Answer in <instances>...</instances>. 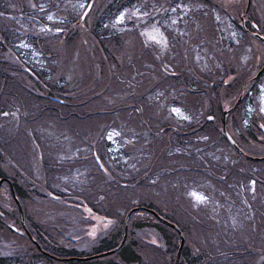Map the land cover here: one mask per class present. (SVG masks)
Listing matches in <instances>:
<instances>
[{
  "label": "trees",
  "instance_id": "1",
  "mask_svg": "<svg viewBox=\"0 0 264 264\" xmlns=\"http://www.w3.org/2000/svg\"><path fill=\"white\" fill-rule=\"evenodd\" d=\"M74 1L0 0V126L9 124L16 135V148L24 149L21 141L29 131L36 147L45 150L41 156L46 161L47 181L59 183L61 189H72L77 181L69 175L87 169L84 181L89 191L110 188L105 193L117 196L131 191L128 196L136 202L126 210L152 219L133 221L132 225L158 227L165 237L170 232L174 248H178L182 236L184 243L192 246L194 264L201 261V254L205 264H258L257 251L264 254V127L260 125H264V118L254 110L247 124L242 120L244 103L253 99L254 82L264 74V58L257 74L249 77L235 65L250 39L260 42L264 50L255 35L264 37L260 20L249 7L245 11L244 6L237 20L232 6L223 7L220 14L239 30L235 42L224 31L225 25L213 19L212 9L220 5L190 0L201 7L183 18L176 12L180 19L174 24L187 27L188 37L174 35L161 53L159 46L144 43L140 28L135 26V22L153 21L159 13L149 12L150 20H145L148 16H134L127 30L109 27L123 8L140 13L142 1L151 5L154 0H102L103 9L93 10L90 19L82 23L81 15L74 16L78 12ZM176 1L180 0L167 2ZM27 6L36 15L29 17ZM46 24L57 26L59 31L45 29ZM21 41L30 45L26 57L17 48ZM86 44L93 46V59L89 60ZM194 47L199 52L205 49L203 64L195 61ZM8 49L14 58L12 68L11 62L5 66L3 58L9 54ZM33 49H38L40 57L32 55ZM221 68L225 76L221 82L213 80L210 76H221ZM175 96L184 104L171 100ZM171 103L198 118L215 109L217 125L211 124L214 115L209 120H179L169 111ZM23 106L36 115L35 127L21 126L25 120ZM223 107H227L228 117L235 114L239 118V127L232 129L233 133L227 129V118L224 123L236 146L222 133ZM44 123L45 136L41 140L39 130ZM109 127L123 129L132 139V145L124 147V161L122 157L113 159L117 156L108 149L110 142L104 134ZM5 147L0 138V166L9 167L5 157H10H1ZM77 151L78 157L73 159ZM191 187L208 192L211 203L195 208L186 197ZM47 188L55 191L48 183ZM110 213L119 215L112 210ZM133 252L126 245L121 260H135ZM180 257L189 261L185 253Z\"/></svg>",
  "mask_w": 264,
  "mask_h": 264
},
{
  "label": "flooded vegetation",
  "instance_id": "2",
  "mask_svg": "<svg viewBox=\"0 0 264 264\" xmlns=\"http://www.w3.org/2000/svg\"><path fill=\"white\" fill-rule=\"evenodd\" d=\"M0 129L1 141L6 145L1 157L9 156L10 159L5 161L11 164L8 169L0 166V187L5 185L8 197L4 189H0V264H154L149 249L144 248L138 239L127 238V232L122 235L124 228L121 232L115 228L119 215H111V209L105 207L108 202L104 198L89 197L85 181L76 179V185L69 192L61 189L59 183L47 181L46 161L41 156L45 150L36 147L29 131L24 138L29 143L28 150L33 153L31 159L21 155L24 149L15 147L16 135L9 130V124L3 128L0 126ZM5 130L8 132H3ZM39 131L40 139L44 140L45 123ZM77 152L73 159L78 157ZM38 156L39 160L36 159ZM47 183L55 191L48 190ZM109 218L113 222L103 227L102 223L108 222ZM152 229L167 257L174 253V264L177 247L174 248L173 241H169L172 234L168 232L169 237H165L158 227ZM184 240L178 261L185 253L189 261L182 258L181 264H194L190 256L192 249ZM126 245L132 247L135 255V260L128 263L120 258ZM201 257L198 264H205L202 261L205 256L201 254ZM257 257L258 264L264 262V254L260 251H257Z\"/></svg>",
  "mask_w": 264,
  "mask_h": 264
},
{
  "label": "rangeland",
  "instance_id": "3",
  "mask_svg": "<svg viewBox=\"0 0 264 264\" xmlns=\"http://www.w3.org/2000/svg\"><path fill=\"white\" fill-rule=\"evenodd\" d=\"M87 1L84 0H75L74 4H76L75 6L78 9V12L74 14L75 17H79L82 12L84 11V8L87 4ZM146 1V0H145ZM170 0H154V2H151V5H149L146 2L142 1V4L140 6V8L138 9V11L141 13H137V10H133L132 8L130 9H124V17L121 21H116V16H118L120 13H118L114 18L113 21H111V23H109V27L112 28V30H118V29H124L125 27L131 26L133 18L136 17H143L146 18L148 16V20L151 19L150 16H152V14H149V12H154V13H159L158 16H156L154 18L153 21L151 22H144L143 24L141 23H136L135 22V26H138V28H140V35L141 38H143V41L145 44L151 45L154 44L156 47H158L161 53H164V49H167L171 39L174 35H180L181 37L185 38L188 37V30L187 27H174V24L177 23V19H180V17H184L185 15H188L189 13L199 9L201 6L195 4V3H191L190 0H186L185 2L180 1H176V2H172V4L170 2H167ZM211 3H217L218 5H220L219 8L216 9H212L214 11L213 12V19L218 21V24H223L225 25L224 27V31L227 32L229 35H232V38L235 42H237V38L236 36L239 35V30H237V28L233 25V23H231L227 18H225L222 14H220V10L223 7H226L227 9L232 6L233 10L231 11L232 14L235 16L234 18L237 20L238 16L240 15V13H243V9L245 6V0H208ZM95 3V9H92V5ZM147 6L148 8H145V6ZM187 7H184V6ZM90 9L89 11L86 12V14L84 15L81 23L83 22L84 19H90V15L91 12H93V10L95 11H100L101 9H103V5H102V0H92L91 4H90ZM247 6L249 7L250 12L254 13L256 15V17L260 20L261 25L264 27V0H248L247 1ZM204 6H202L203 8ZM145 8V10H144ZM92 9V10H91ZM26 11L29 12L28 16H33L36 15V13L33 11V8H31V6H27L26 7ZM180 12V17L177 18L176 17V12ZM153 13V14H154ZM167 17H166V16ZM251 16V14H250ZM80 23V24H81ZM134 23V22H133ZM176 26V25H175ZM42 27H39V30H42ZM127 28V29H129ZM155 36L157 39L153 40L151 37ZM159 41V42H158ZM249 45H245L241 51V55H240V60L239 62L235 65V67L242 69L239 72H244L247 73V75L245 77H249L250 75H253L255 72L257 73V69L260 66V64L263 61L264 58V50L262 48V44L260 42H258L255 39H250L249 40ZM93 46H89L86 44V52L88 51L90 53V59H93V55L94 52L92 53L91 49ZM19 53H21L24 57L27 56L28 52L27 50L30 48V45L28 43H26L25 41H21L20 44L17 46ZM76 49V48H75ZM194 59L195 61H199V63L203 64L201 62V59L203 58V55L206 54L205 49L200 48V52L198 51L199 48L194 47ZM15 50V49H14ZM17 51V49H16ZM9 54H5V56L3 58H5L6 62H5V66H7L10 62L11 67L12 68V64H14V58H13V54L9 51H7ZM32 55L33 56H39L40 57V53L37 52L36 50H32ZM200 55V56H199ZM86 58V57H85ZM84 58V60H85ZM250 60L249 63H247V61ZM163 66L169 70H171V66L167 65V64H163ZM222 68H221V72H222ZM224 72V71H223ZM220 75H216V76H210L212 77L213 80H217L220 81L225 75L223 74ZM255 73V74H256ZM75 75H77V72L73 73ZM79 75H82L81 73H79ZM78 76V75H77ZM110 78L112 77V74L110 72ZM221 82V81H220ZM219 82V83H220ZM256 83L254 89L251 91V95H253V99L252 100H248L244 103L243 105V112L245 114V118L242 120L243 124H247V122H249L250 120V116L252 115V112L255 110L257 111L260 115L263 116L264 118V112L260 111L261 108V100H260V96H261V92L262 90V86H264V74L261 75L259 77V79H257L254 84ZM105 86V85H103ZM253 88V86H252ZM237 92V91H236ZM225 94V93H224ZM223 94V96H224ZM226 96V94H225ZM241 96V95H240ZM176 100L177 102H182L181 98H177L172 97L171 100ZM220 100V99H219ZM220 102V101H219ZM174 103V102H173ZM171 103L170 107H169V111L170 113L176 117L179 120H184L186 122H193L195 120H203V118L209 120L210 116L212 117L213 115L215 116V119H212V125L216 124V120H217V111L211 110V111H206L204 113V115L200 118H198V116L196 115H192V114H188V111L185 110L184 108H182L179 104H177V106L175 104ZM184 104V102H182ZM29 106H32V101L28 102ZM24 107V112L23 114L21 113V111L18 110L19 115L24 117L25 120L22 121L21 126H24L25 124L29 125H33L34 127L38 124L37 121V117L34 114L33 111H27L25 106ZM173 108H179L180 112H174L172 111ZM215 108V107H214ZM227 110V107H223V111ZM37 112V111H36ZM199 112L201 114H203V111L199 110ZM227 114V111H226ZM234 116V117H233ZM233 117V118H232ZM239 117L241 118V113H239ZM227 121H226V126L229 132L233 133L232 129H237L239 127V118L235 115L232 114L228 117L227 115ZM246 121V123H245ZM217 125V124H216ZM131 129V132H133V129L131 127H129ZM226 129V131H227ZM227 131V132H228ZM6 132V131H4ZM228 132V134H229ZM120 135V131L117 130H110L107 133V139L109 140H114L112 142V144H114L115 146L112 149H115L116 146L118 145V143L115 141L116 138ZM111 137V139L109 138ZM124 138V137H123ZM124 140H126V138H124ZM21 143L24 145V151L21 153V155L25 156L27 155L30 159L33 156V153L28 146H27V139L23 138ZM29 144V143H28ZM10 148H12V146H10ZM217 149V148H216ZM227 150V149H226ZM227 154V153H226ZM5 159L7 160L8 157H5ZM7 162V161H6ZM8 165H11L9 162H7ZM2 167H4L5 169H8L7 165H3ZM85 168H87L86 166H84ZM9 172V171H8ZM66 176L67 173H65ZM64 174V175H65ZM88 174V170L87 169H81V170H77L75 171L72 176L69 175V177H74L77 180H79V182L84 181V178H86V175ZM0 189H4L5 195H6V188L5 185H1ZM110 188H95L93 190H90V193L92 194V197L96 196V197H100V198H104L105 202H108V204H105L107 206L106 209L108 210V208H110L112 211L119 213L118 216V224L116 225L115 228L119 229V231L121 232L122 229L124 228V219L127 215V211L126 207H129L131 205H135L134 203L136 202L135 199H130L129 198V194L131 193V191H128V193H126L124 196L120 195H113L111 192H107L105 193L107 190H109ZM127 189L124 190V192ZM69 192V190H68ZM86 194V193H85ZM202 194L199 193L198 196L196 197H201ZM7 197V195H6ZM211 197V196H210ZM8 198V197H7ZM117 202V203H116ZM48 204V203H46ZM143 219H148L150 221H152V219H150L147 215H143L142 213L135 211L132 212V214H129L127 216V221H126V229H125V234L127 232V238L130 237L132 239H138L140 241V243L143 245L144 248L149 249L152 253H153V257H154V264H172L173 263V255L174 253L172 252L170 254L169 257H167V255L165 254L164 251L161 250V246L162 243L159 241L158 237H157V233L152 229V228H148V227H143V228H137L136 226L132 225L133 221H137V220H143ZM113 222L112 219H108V222H103L102 226L103 227H108L110 226V224ZM189 248H192V246L189 244L188 245ZM181 263V260H180Z\"/></svg>",
  "mask_w": 264,
  "mask_h": 264
},
{
  "label": "snow or ice",
  "instance_id": "4",
  "mask_svg": "<svg viewBox=\"0 0 264 264\" xmlns=\"http://www.w3.org/2000/svg\"><path fill=\"white\" fill-rule=\"evenodd\" d=\"M184 7H187L186 5ZM124 17V12H121L118 16H116V21H121ZM49 19H51V16L49 17ZM57 31H59V29H57ZM153 40H156L157 38L155 36L151 37ZM159 42V41H158ZM262 89H264V86H262ZM260 100H261V108L260 111L264 112V90H262L261 92V96H260ZM172 111L179 113L180 109L179 108H173ZM246 123V121H245ZM262 127H264V125H262ZM111 139V137H109ZM199 199H204V197H198Z\"/></svg>",
  "mask_w": 264,
  "mask_h": 264
},
{
  "label": "water",
  "instance_id": "5",
  "mask_svg": "<svg viewBox=\"0 0 264 264\" xmlns=\"http://www.w3.org/2000/svg\"><path fill=\"white\" fill-rule=\"evenodd\" d=\"M256 37L258 38V39H260L263 43H264V37H262V36H259V35H257L256 34ZM226 115V112L224 111L223 113H222V133L224 134V136L227 138V140L230 142V143H232L233 145H235L234 143H233V141H232V139L230 138V136L226 133V131H225V127H224V123H225V116Z\"/></svg>",
  "mask_w": 264,
  "mask_h": 264
},
{
  "label": "bare ground",
  "instance_id": "6",
  "mask_svg": "<svg viewBox=\"0 0 264 264\" xmlns=\"http://www.w3.org/2000/svg\"><path fill=\"white\" fill-rule=\"evenodd\" d=\"M88 6H89L88 4L85 6V9H86L87 11H89V10H88ZM87 11H86V12H87ZM85 14H86V13H85Z\"/></svg>",
  "mask_w": 264,
  "mask_h": 264
}]
</instances>
